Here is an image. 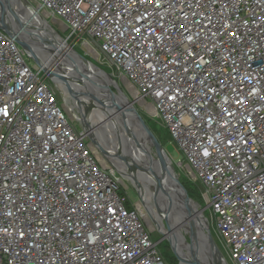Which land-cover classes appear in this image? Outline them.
Wrapping results in <instances>:
<instances>
[{"label":"built area","instance_id":"obj_1","mask_svg":"<svg viewBox=\"0 0 264 264\" xmlns=\"http://www.w3.org/2000/svg\"><path fill=\"white\" fill-rule=\"evenodd\" d=\"M29 2L169 134L228 264H264V0ZM123 179L0 29V264H166Z\"/></svg>","mask_w":264,"mask_h":264},{"label":"bare ground","instance_id":"obj_2","mask_svg":"<svg viewBox=\"0 0 264 264\" xmlns=\"http://www.w3.org/2000/svg\"><path fill=\"white\" fill-rule=\"evenodd\" d=\"M14 2L15 4H8L9 0H0V15L3 16L0 17V22H4L7 27L10 26L9 28L13 26L10 25V22L8 21V14L3 15L5 9L4 5H6V8L8 9L12 6L17 5V7H24L23 9L31 11L32 19L29 17V20L26 21L27 18L23 20L25 22L22 25V31H24V38L28 42H30L32 46H34L36 52L43 59V64L46 65V67L57 73L59 70L65 68L69 69L74 74L77 73L79 75V77H76L74 79H72L73 76L68 77V82L71 84V90L66 89L64 83L60 80L57 81V85L60 88H62L63 90H67L70 93H73L72 91H74L75 95L81 98V100L78 98H74L75 100L73 101V99L71 100L70 97H65L66 101H69L68 106L71 110L76 112L74 108L79 106L80 101H82L83 103H87V101H90V104L92 105L94 103H96L97 105L99 104L98 108L96 107L98 112V121H109L108 123H106L108 124L107 126H104L102 129L95 132L99 137L102 136L101 134L104 131H109L107 135L110 133L109 135L112 139L111 142L113 143V146L110 145V149H106L105 151L108 153H114L116 157L125 156V159L129 158V160H131V163L129 162V164H121L119 161L116 160L114 162L127 180H130L133 183L136 180L139 183V191L145 199L144 203L146 206H144V210L147 214L148 219H150V222H152L154 226L161 230V233H164L165 228L163 227V221L156 215L152 214V209H156L157 205H160L167 210V213L164 211V214L166 216L170 213V215L176 217V221L173 224V226L176 228V235L181 236V231L179 228H177V224H179L180 222L183 224L185 229L189 228V224H191L192 221L194 223V226L196 227V220L200 216V205L198 203L193 201L191 202L192 207L196 211V215L189 219L187 211L181 209L180 213H176L173 210H177L178 207L170 205L169 203L171 202L165 200L162 197V191L160 190L161 187H159V184L157 183L154 175L151 173L150 170L151 165H156L155 156L149 154L150 150L149 148H147V139L144 137V135H142L143 133H141V129L138 127V124L135 122L134 118H132L137 112L136 109L133 108L132 104L130 103L128 98L123 94L120 88H118L119 91L117 94L112 92L110 89V85L114 84L111 82L109 76L105 75L99 69L92 66L85 59H83L74 51H72L71 48H69V46L66 44V42L63 41L52 28H50L51 26L48 25L46 20L40 15H38L35 11H33L25 0H14ZM14 29L18 31L19 27H14ZM39 35L41 38V43L38 39ZM29 37H32V40ZM34 40H38L41 49L37 48L36 44L34 43ZM47 41H50L52 43V47L48 48L49 44H46ZM43 50H45L46 53H50L52 58L46 61V53H39ZM62 57H65L64 60L59 62ZM59 74L67 76V74H65L64 72H60ZM84 89L86 90L87 94L92 96L94 99L92 98L91 100H87L88 96H86ZM76 103L78 104L76 105ZM124 106H127L126 109L119 112L120 110H122V108H124ZM75 116H78V114H76ZM124 124L126 126L129 125L130 129H126ZM84 128L87 131L91 130L89 125L87 124L84 125ZM113 135L116 138H114ZM137 145L138 147H143H141V149H138ZM131 150L133 153L131 152ZM137 150L141 151L138 152ZM139 166H145L146 169H141ZM140 170H143V172ZM136 178H138V180ZM189 230H187V232H189ZM169 238L173 246L178 249L177 254L181 258V263L184 264V258L181 256V250L176 242L175 237L169 235ZM186 249L192 257V252H190L189 250L190 246H186Z\"/></svg>","mask_w":264,"mask_h":264},{"label":"rangeland","instance_id":"obj_3","mask_svg":"<svg viewBox=\"0 0 264 264\" xmlns=\"http://www.w3.org/2000/svg\"><path fill=\"white\" fill-rule=\"evenodd\" d=\"M30 1H34V0H30ZM8 4H15L14 0H9ZM5 6V10L3 15H7L8 14V21L10 22V25H13L11 28L14 29L17 27H20V25L23 23H25L24 20L25 18L26 21L29 20V17L32 19L31 16V11L30 10H26L23 9L24 7L20 8L17 7V5L10 7L9 9L6 8ZM19 9V12H18ZM27 14V15H24ZM18 17L20 23L17 25L16 24V17ZM0 17H3L2 15H0ZM5 19V18H4ZM3 19V20H4ZM1 23V22H0ZM4 23V22H3ZM2 24V23H1ZM5 24V23H4ZM48 25H50L49 27L52 28L61 39H63V37L67 36V32H65L63 30V26L61 25V20L57 19V20H52L50 19L48 22ZM10 27V26H9ZM15 30V29H14ZM31 32V31H28ZM40 34V33H39ZM35 36V35H34ZM38 36V35H37ZM30 39L32 37H29ZM38 39L40 40L41 43V38L40 35L38 37ZM32 40V39H31ZM37 48L41 49V46L39 45L38 40H34ZM46 44H49L48 48L52 47V43L50 41H47ZM72 51H74L76 54H78L79 56L83 57L84 59H86L87 61L93 63L96 67H98L100 70H102L103 72L107 73V74H112V70L105 67V66H101L100 63L96 60L97 56L96 55H92L90 54L85 48H83V46H77V47H70ZM47 50V49H46ZM46 53L45 50H43L42 52L40 51L39 53ZM66 57V56H65ZM65 57H62V59L59 61H63ZM46 61L48 59H51V54L50 53H46L45 55ZM68 70V71H67ZM65 73L67 74L66 77H72V79L79 77V75L77 73H73L72 71H70L69 69H62L58 71L59 73ZM73 73V74H72ZM110 78V77H109ZM111 82L114 85H110V89L112 92H114L115 94L118 93V88H120V90L123 92V94L128 98V100L130 101V103L132 104V106H134L133 108H135L137 110V112L140 114V116L143 118V120L146 122V124L148 125V127L150 128V130L152 131L153 135L155 136V138L157 139V141L159 142V144L164 148V150L167 152L168 156L170 157V159L172 160V162L174 163V169L176 172V175L180 181V183L182 184V186L186 189L188 196L194 200L196 203H198L201 206L206 205L204 199H203V195L202 192L200 191V187L196 184H193L192 182H190L188 180V178L186 177V173L184 170L178 168L175 165L174 161H178L181 160L182 158V154L181 152L178 150L177 146L171 141L169 134L165 131V129L159 124L158 120L156 118L151 117L153 115V113L146 107L141 105L139 102H134L133 97L131 95L130 89L128 84H126L125 82L121 81V80H117L116 78L112 77L110 78ZM114 80V81H113ZM51 85L53 86V88L56 91V95L57 98L61 104V106L64 108L65 112L67 113V116L69 117L70 121H72V123L78 128V130L83 131L86 134L87 137V143L88 145H90L92 148H96L95 147V143L94 141L96 140L99 144V147L102 148L103 150L106 149H110V145L113 146V143L111 142V137H110V133L107 135V133L109 131H104L101 135L99 136L96 134L95 131H98L100 129H102L104 126H107L108 121L109 120H101L98 121L97 117H98V112L96 107L98 108V105L96 103H94L93 105L90 104V101L87 103H83L82 101L79 102V106L74 108V110L76 112H74L73 110H71L68 106L69 101H66L65 97H70L71 100L73 99V101L75 100L74 98H78L81 100L80 97H78L77 95H75L74 91H72L73 93L68 92L67 90H63L62 88H59L56 86V84L54 82H51ZM62 89L63 92L65 93V95L62 94V92L59 90ZM85 90V89H84ZM87 100H91L93 97L88 95L86 90H85ZM68 95V96H67ZM94 99V98H93ZM78 103H76L77 105ZM127 106H124V108H122V110H120L119 112L123 111L126 109ZM134 109V110H135ZM136 112V111H135ZM76 114H78V116H75ZM87 124L90 127V131H85L84 130V125ZM125 125V124H124ZM114 138H116L113 135ZM94 140V141H93ZM148 150V149H147ZM141 151V150H139ZM97 152V156L102 160L103 163L108 164L107 161H105V159L101 156L100 153ZM132 152V150H131ZM133 153V152H132ZM149 154L153 156V153L151 151H149ZM108 156L110 157L111 161L115 164V160L119 161L121 164H129V162L131 163V160H129V158L125 159V156L123 157H119L114 154V153H108ZM156 159V158H155ZM143 172V170H140ZM133 182H131L130 180H127L126 178L123 179V188L124 189H128L127 191V195L130 199L129 202V207H135L136 205L140 208V211L143 215V217L145 218L149 228L152 231V236L154 240H157V242H159V249L161 250V252L168 258L165 257V262L166 264H180V261L178 260V258L176 257V255L174 254L173 250H172V246L170 244V242L168 241L169 235H172L173 237H175L176 242L178 244V246L180 247V253L181 256L183 258H187L188 260H192V257L190 256L188 250L186 249V246H189L186 242L190 243V236L187 232L188 228H184L183 224L180 222L179 224H177V228L180 229L181 231V236L176 235L175 234V230L176 228L173 226L174 222L176 221V217L167 214V216H164V211L166 212L167 210L160 206L157 205L156 209H152V214L156 215L158 218H160L163 221V227L165 228L164 233H161L156 226H154L152 224V222H150V219H148L147 214L144 210V206L145 205V199H143L138 193L137 190L133 187V185L131 184ZM135 183V182H134ZM127 187V188H126ZM188 190H191V193H189ZM193 190V191H192ZM196 190V192H195ZM121 192H123V189L121 190ZM148 198V196H147ZM201 206H200V212H202V214H205V212L203 210H201ZM167 213V212H166ZM208 215V213H207ZM206 216V214H205ZM215 235V234H214ZM170 240V238H169ZM163 255V256H164ZM174 256V258L176 259V262L171 259ZM185 264V263H184Z\"/></svg>","mask_w":264,"mask_h":264},{"label":"water","instance_id":"obj_4","mask_svg":"<svg viewBox=\"0 0 264 264\" xmlns=\"http://www.w3.org/2000/svg\"><path fill=\"white\" fill-rule=\"evenodd\" d=\"M27 4L32 8L34 11V8L30 4L29 0H25ZM5 10V9H4ZM3 13V12H2ZM16 17V15H15ZM16 24L18 25L20 23L18 17H16ZM23 21V20H22ZM0 29H2L4 32H6L8 35L12 36L15 38L17 44L26 52L28 57L33 61L35 65H37L44 73L46 77H48L50 82H54L57 85V81H61L64 83V86L66 89H70V83L68 82V77L65 75H60L57 72L49 69L46 67V65L43 64V59L39 54L36 52L34 46L28 42L24 36L22 31V24L19 27V30L16 31L12 28L7 27L5 24L0 23ZM56 33V32H55ZM57 34V33H56ZM70 48V47H69ZM78 55V54H77ZM81 57V56H80ZM83 58V57H82ZM84 59V58H83ZM86 60V59H85ZM87 61V60H86ZM90 63L92 66L96 67L93 63L87 61ZM99 69L98 67H96ZM100 70V69H99ZM103 72L102 70H100ZM105 75L109 76L105 72H103ZM111 78V77H110ZM114 81V80H113ZM59 88V87H58ZM63 95L65 93L63 92L62 89H59ZM79 101V100H78ZM101 103V102H100ZM134 107V106H133ZM137 111V110H136ZM135 122L138 124V127L141 129L142 135L147 139V148L153 153V156L156 158V165H151L150 170L151 173L154 175L157 183L159 184L160 190L162 191V197L165 200H168L170 205L178 207L177 210H173L176 213H180L181 209L184 211H187L188 213V218H192L194 215H196V211L191 205V202H195L192 200L186 191V189L182 186L180 183L175 169H174V163L168 156L167 152L164 150V148L159 144L155 136L153 135L152 131L146 124V122L143 120V118L140 116L138 112H136L135 116H133ZM84 128V127H83ZM126 129H130V126H126ZM85 130V128H84ZM87 132V130H85ZM94 141V140H93ZM95 145V150L98 151V153L101 154V156L110 163V165L117 171L118 174L124 175L121 173L119 170L118 166H116L108 157V152L103 150L102 148L99 147L98 142L95 140L94 141ZM143 147V146H141ZM141 147H138V149H141ZM138 151V150H137ZM139 152V151H138ZM141 169H146L145 166H139ZM125 179V177H124ZM138 180V178H136ZM135 184L131 183L133 187L137 190V193L142 197L141 192L139 191V183L135 180ZM157 189V188H156ZM143 198V197H142ZM144 199V198H143ZM202 210V209H201ZM198 213V212H197ZM180 215V214H177ZM165 216V214H164ZM166 217V216H165ZM186 218V219H188ZM197 226H194L193 221L191 224H189V236H190V243L186 242L190 246V252H192V260H188L187 258H184V262L186 264H228L226 259L224 258L222 252L220 251L212 233L210 226L208 224V221L206 219V216L200 212V216L196 220ZM168 241L170 242L172 246V250L178 260L181 263V258L177 254L178 249H176L171 240Z\"/></svg>","mask_w":264,"mask_h":264},{"label":"trees","instance_id":"obj_5","mask_svg":"<svg viewBox=\"0 0 264 264\" xmlns=\"http://www.w3.org/2000/svg\"><path fill=\"white\" fill-rule=\"evenodd\" d=\"M189 191V193H191V190H188ZM193 191V190H192ZM195 192H196V190H195ZM127 207L128 208H131V207H129V203L127 204ZM163 254V253H162ZM164 255V254H163ZM166 256L164 255V258H165ZM167 258V257H166ZM169 258V257H168ZM167 258V259H168ZM172 260H173V262L175 261L176 262V259L174 258V256L171 258Z\"/></svg>","mask_w":264,"mask_h":264}]
</instances>
